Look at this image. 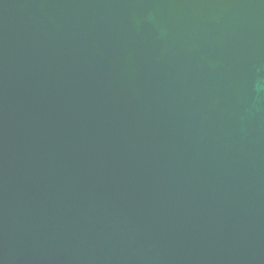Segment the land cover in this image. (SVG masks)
Masks as SVG:
<instances>
[{
    "label": "water",
    "instance_id": "obj_1",
    "mask_svg": "<svg viewBox=\"0 0 264 264\" xmlns=\"http://www.w3.org/2000/svg\"><path fill=\"white\" fill-rule=\"evenodd\" d=\"M0 264H264V0H0Z\"/></svg>",
    "mask_w": 264,
    "mask_h": 264
}]
</instances>
